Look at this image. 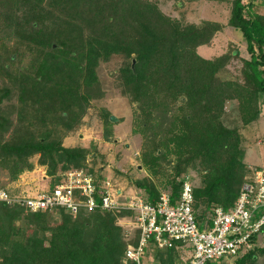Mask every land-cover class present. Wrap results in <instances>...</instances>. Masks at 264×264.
I'll return each instance as SVG.
<instances>
[{"label":"trees","instance_id":"obj_1","mask_svg":"<svg viewBox=\"0 0 264 264\" xmlns=\"http://www.w3.org/2000/svg\"><path fill=\"white\" fill-rule=\"evenodd\" d=\"M231 1L228 25L240 32L249 56H242L234 76L224 78L221 73L239 57L238 49L235 55L211 58L197 52L210 43L218 24H183L156 1L0 0V67L25 50L31 54L28 69L10 73L18 83L16 112L25 126L10 131L2 110L9 93L0 86V169L15 180L33 168L38 155L37 163L52 177L46 190L67 170L87 169L88 151L65 147L61 138L79 125L90 101L102 97L99 62L120 55L125 65L118 70V86L136 105L132 129L145 140L140 159L147 174L134 179V187L148 203L154 204L161 192L174 202L188 176L197 225L210 226L214 207H232L249 176L242 135L224 122V104L235 102L243 126L257 120L264 107V13L254 11L255 0ZM105 115L111 124L110 114ZM95 175L98 187L103 186L106 179ZM125 216L134 220L135 212L81 209L72 216L64 208L31 211L0 201V264H138L125 255L139 238L138 228L129 237L118 224ZM153 240L143 253V258L153 255V261L141 263L142 258L139 264L184 263L181 240L165 247ZM250 244L229 256L228 264H264V225Z\"/></svg>","mask_w":264,"mask_h":264},{"label":"rangeland","instance_id":"obj_2","mask_svg":"<svg viewBox=\"0 0 264 264\" xmlns=\"http://www.w3.org/2000/svg\"><path fill=\"white\" fill-rule=\"evenodd\" d=\"M156 1L160 9L177 18L183 24L199 25L203 21H211L218 24L219 31L214 33L210 43L201 45L197 48V52L205 58L220 56L225 53L236 54L238 49L239 57L231 59L230 63L222 71L221 75L225 78L230 75L234 76L238 69L242 66V56L245 58V46L241 43V34L229 27L228 20L231 14V0H152ZM245 3L249 0H243ZM254 1V0H253ZM253 9L256 12L264 13V2L255 0ZM0 33H2L0 31ZM6 40V35L3 34ZM13 40L7 42L12 44ZM7 51L12 48L5 47ZM3 50V49H2ZM31 54L25 50L14 59L13 62H5V67H0V86L8 89L9 99H4L2 104L3 114L10 119V131L16 125H24L27 122L18 119L16 109L18 107V83L12 77V72L28 69ZM20 58V59H19ZM133 63V61H132ZM124 60L120 55H113L107 61H100L96 71L99 79L100 87L103 89L102 97L92 99L87 105L85 113L77 127L61 138V143L65 147H82L88 151L86 157L87 170L92 169L95 174H99L109 180L115 191L122 192L115 195V198L122 197H142V192L134 187L133 180L141 178L147 174V169L141 162V154L144 151V137L133 132L132 117L136 108L134 103L121 93L119 85L118 70L123 66ZM125 65V64H124ZM16 70V71H15ZM10 73H12L10 75ZM236 104L233 100H228L224 104L225 114L224 122L231 126L239 128L242 135V146L245 150L244 163L247 165L249 173L258 168L264 167V107L260 117L252 123L243 126L236 113ZM105 113L113 115L116 119L107 123ZM110 119V117H109ZM106 128L110 133L106 138ZM38 155L33 156V168L30 171H24L19 174L17 179L10 180L6 170L0 169V189L8 190L16 196H34L39 192L46 190L52 179L46 174V167L37 163ZM138 168V169H137ZM73 169L67 170L71 171ZM91 173V172H90ZM247 175V176H248ZM4 188V189H3ZM5 190V191H6ZM125 231H129V237L135 229L133 220L128 217H120L117 220ZM199 224V223H198ZM198 229H202V223L198 225ZM258 245L261 246V235L258 238ZM151 241H149V244ZM187 249H181L180 255L187 256ZM181 258V257H180ZM181 258L182 263L184 259ZM224 263H231L229 257H224ZM227 259V260H226ZM153 261V255L149 254L143 258L141 263H149Z\"/></svg>","mask_w":264,"mask_h":264},{"label":"built area","instance_id":"obj_3","mask_svg":"<svg viewBox=\"0 0 264 264\" xmlns=\"http://www.w3.org/2000/svg\"><path fill=\"white\" fill-rule=\"evenodd\" d=\"M120 193L109 180L98 187L93 174L81 168L64 173L50 190L34 196H11L0 189V201L19 203L31 211L64 208L72 216L81 209L133 210L139 238L137 245L127 247L125 255L138 264L152 239L159 247L171 246L172 240L185 243L189 254L183 264H205L238 255L251 247L252 235L264 225V167L246 178L232 207L215 206L211 225L201 230L192 210L194 195L188 176L182 178L180 195L174 202L167 192H161L154 204L140 197L115 198Z\"/></svg>","mask_w":264,"mask_h":264},{"label":"water","instance_id":"obj_4","mask_svg":"<svg viewBox=\"0 0 264 264\" xmlns=\"http://www.w3.org/2000/svg\"><path fill=\"white\" fill-rule=\"evenodd\" d=\"M133 63H134V61H133ZM109 117H110V120H115L116 119L113 115H110Z\"/></svg>","mask_w":264,"mask_h":264},{"label":"crops","instance_id":"obj_5","mask_svg":"<svg viewBox=\"0 0 264 264\" xmlns=\"http://www.w3.org/2000/svg\"><path fill=\"white\" fill-rule=\"evenodd\" d=\"M134 226H135V225H134ZM188 254H189V252L187 253V256H188ZM187 256L183 258V256L180 255V257L183 258L184 261H185V259L187 258ZM142 258H143V255H142L141 259H142Z\"/></svg>","mask_w":264,"mask_h":264},{"label":"clouds","instance_id":"obj_6","mask_svg":"<svg viewBox=\"0 0 264 264\" xmlns=\"http://www.w3.org/2000/svg\"><path fill=\"white\" fill-rule=\"evenodd\" d=\"M130 246V245H129ZM134 246V245H133Z\"/></svg>","mask_w":264,"mask_h":264}]
</instances>
